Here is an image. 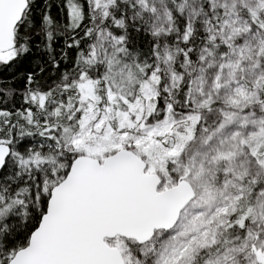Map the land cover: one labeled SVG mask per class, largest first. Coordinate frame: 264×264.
<instances>
[{"label":"snow or ice","instance_id":"snow-or-ice-1","mask_svg":"<svg viewBox=\"0 0 264 264\" xmlns=\"http://www.w3.org/2000/svg\"><path fill=\"white\" fill-rule=\"evenodd\" d=\"M0 264H264V0H0Z\"/></svg>","mask_w":264,"mask_h":264}]
</instances>
